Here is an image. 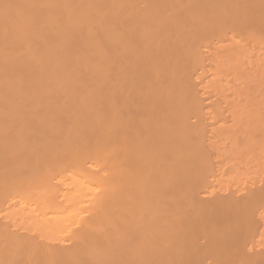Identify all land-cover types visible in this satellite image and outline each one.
I'll use <instances>...</instances> for the list:
<instances>
[{
	"label": "bare ground",
	"instance_id": "bare-ground-1",
	"mask_svg": "<svg viewBox=\"0 0 264 264\" xmlns=\"http://www.w3.org/2000/svg\"><path fill=\"white\" fill-rule=\"evenodd\" d=\"M263 142L264 0H0V264H264Z\"/></svg>",
	"mask_w": 264,
	"mask_h": 264
},
{
	"label": "rangeland",
	"instance_id": "rangeland-1",
	"mask_svg": "<svg viewBox=\"0 0 264 264\" xmlns=\"http://www.w3.org/2000/svg\"><path fill=\"white\" fill-rule=\"evenodd\" d=\"M227 114V113H226ZM228 124H232V122L229 120L228 122H227ZM241 129V127H238L237 128V131H238V133H237V135H239V133L242 131V129H241V131H240V129ZM239 129V130H238ZM241 134V133H240ZM227 143H228V141H226V144L225 145H227ZM264 143V142H263ZM241 144V143H240ZM260 144H261V147H260ZM260 144H257V145H259L258 146V148L260 149V153H262L263 151H264V145L262 144V143H260ZM233 145V144H232ZM230 143H229V146H232ZM255 145H256V143H255ZM243 146V145H242ZM228 147V146H227ZM233 147H236V146H234L233 145ZM230 148V147H229ZM252 148H253V146H252ZM256 148H257V146H256ZM241 150H243L242 148H240ZM254 149V148H253ZM258 149V150H259ZM240 150V151H241ZM257 150V149H256ZM263 150V151H262ZM239 151V150H238ZM248 151H250V149L248 150ZM234 152H236L235 150H234ZM242 152H244V153H242ZM246 152V153H245ZM252 152V151H251ZM253 152H254V150H253ZM258 152V151H257ZM259 152L258 153H256V156L254 155L255 153H252V154H250L249 156L247 155V157L245 156L246 154H248V152L246 151V150H244V151H241L240 153H239V155H238V153L236 154H234V155H238V156H240V158L241 159H239L238 157H236V159L237 160H235L238 164L236 165V163H235V161H233V164H232V158H234L235 156H233V157H231V156H227V157H229L228 159H229V161H228V159H227V157L225 156V158L224 157H222V158H224V161L223 160H219V158L217 157V159H218V161L214 158V161H213V164H214V167H216V168H218V167H220L219 169V171H221V172H216V170H218V169H214V174L213 175H210L209 176V182L213 185V183L215 182L216 184H215V187L217 188V182L219 183V175H220V177H221V175H223L225 172H226V174L225 175H223V177L221 178V180L224 178V177H226V175L229 177V178H224V179H227V180H225V181H221V183H226V181H229V183H231V184H229V185H231V186H229L228 185V187H226V189L227 188H229V187H231V188H233L234 186L235 187H237L236 186V184L237 183H239V185L242 187V183H244V181H245V179H243L244 177L246 178V181L248 180L249 181V185H251V187L249 186V189H251L252 187H253V183L256 181L255 179H257V181H258V183H256L255 182V184H257L258 186H259V184L261 183V182H263L264 183V154H263V156L262 155H260L259 154ZM244 154V155H243ZM257 154L259 155V157L257 156ZM254 155V156H253ZM230 157H231V160H230ZM252 157H254L253 159H252ZM257 157V158H256ZM222 158H220V159H222ZM249 158V160H247ZM212 160H213V158H212ZM247 160V161H246ZM247 163H246V162ZM249 161V162H248ZM228 163H230V165L231 166H229V164ZM217 165V166H216ZM234 165H235V167H234ZM249 165H253L252 167H253V170L252 171H250V170H248V168H247V170H246V166H249ZM231 167V168H230ZM251 167V166H250ZM249 167V168H250ZM223 169H224V173L222 172L223 171ZM230 169H234L235 170V172H234V174L236 173L237 174V172L239 171V172H241L239 175L242 177V178H234L233 176H235L234 174L232 175V171H230ZM238 172V173H239ZM218 173V174H217ZM215 175H218V177L217 176H215ZM247 175H250V180H249V176H247ZM213 177V178H215L214 180H216V179H218L217 181H212V179L210 178V177ZM215 176V177H214ZM232 176V177H231ZM238 176V175H237ZM236 177V176H235ZM248 178V179H247ZM244 180L243 182L242 181H239V180ZM253 180V181H252ZM255 180V181H254ZM213 183H212V182ZM260 181V182H259ZM240 182H242V183H240ZM228 183V182H227ZM234 183H236L234 186H233V184ZM246 183H248V182H246ZM262 183V184H263ZM253 184V185H252ZM211 185V186H212ZM217 185V186H216ZM246 185V184H245ZM245 185L243 184V187H245ZM256 185V186H257ZM227 186V185H226ZM219 187V186H218ZM242 187V188H243ZM254 187H255V185H254ZM225 188V187H224ZM242 188H240L241 189V193H243L244 192V189H246L247 187H245L243 190H242ZM218 189V188H217ZM235 191H237V189L236 188H233ZM231 191H233L232 189H230ZM229 190V191H230ZM238 190H239V188H238ZM243 191V192H242ZM246 191V190H245ZM239 192V191H238ZM240 193V192H239ZM262 205H263V203H262ZM261 206V205H260ZM263 207H264V205H263ZM260 209H263L262 208V206L261 207H259V212H261L260 211ZM263 211V210H262ZM262 217H264V211H263V216ZM261 217V219H263ZM260 219V218H259ZM261 219H260V221H261ZM263 222H264V219H263V221H262V224H263ZM261 224V225H262ZM262 228V229H261ZM261 231L263 230V232H264V227H263V225L259 228ZM260 230H258V231H256V234H254L253 232V234L254 235H257V236H254V238H251L249 241H251V242H253V243H256L257 242V240L258 241H261L260 243H258V244H260V245H262V243L264 242V233L262 232V233H260L261 231ZM260 231V232H259ZM252 233H249V234H252ZM260 233V234H259ZM259 235V236H258ZM253 235H251V237H252ZM252 239H253V241H252ZM257 239V240H256ZM256 241V242H255ZM262 247H264V245H262Z\"/></svg>",
	"mask_w": 264,
	"mask_h": 264
}]
</instances>
